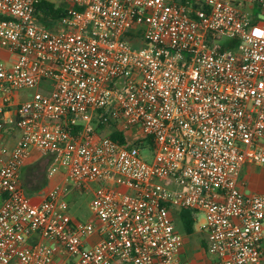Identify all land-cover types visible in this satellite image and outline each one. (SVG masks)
<instances>
[{
  "label": "built area",
  "instance_id": "1",
  "mask_svg": "<svg viewBox=\"0 0 264 264\" xmlns=\"http://www.w3.org/2000/svg\"><path fill=\"white\" fill-rule=\"evenodd\" d=\"M42 1L0 0L17 57L0 90L49 85L18 107L13 148L0 109V264H186L174 209L204 214L214 264H264V194L240 185L264 166V16L244 10L264 0H64L57 20ZM33 147L66 173L39 203L20 182ZM94 183L96 221L74 220L67 196Z\"/></svg>",
  "mask_w": 264,
  "mask_h": 264
},
{
  "label": "crops",
  "instance_id": "2",
  "mask_svg": "<svg viewBox=\"0 0 264 264\" xmlns=\"http://www.w3.org/2000/svg\"><path fill=\"white\" fill-rule=\"evenodd\" d=\"M50 26L51 29H55V30L60 29V27L57 25H50ZM0 56L3 58V60H5V62L8 65L13 64L17 59L15 55L11 54L9 51L4 49L0 50ZM42 86L41 87L44 90H46L47 88L49 89L48 84ZM31 98L26 95L23 96L18 90H12L9 88H6L5 90H0V109L2 111V116L6 119V127L3 135V143H5L9 148L15 147L21 138V131L14 125V123H12V120L16 119L18 116L17 115L18 107L22 103L29 101ZM104 131L107 132L106 134L109 133L107 129H104ZM102 135L105 134L102 133ZM50 163H51V157L49 155H43L41 152L38 151V149L34 147L30 149L29 154L25 159V165L21 171L20 182L21 185L24 187L25 191L27 192L28 196L34 203H39L51 188H53L56 185H60L66 181V173L63 170L59 171L53 177H49L48 169L50 167ZM248 165L251 166L253 164H248ZM256 166L261 168L260 172L255 171L251 167H247L245 171L244 168L246 166H244L243 168L244 172L242 171L241 174L242 177H240V185L245 193L264 194V166H259V165ZM40 167H43L44 173H38V169ZM94 184L98 186L97 183ZM89 189H91V186L87 190ZM95 190L96 189L94 188L92 189L93 195ZM80 191L82 190L75 189L67 196V199L69 200L70 204L76 199V195ZM93 221L94 222L96 221L95 217ZM194 230H196L195 226H194ZM185 238L186 237H184V243L180 253L182 257L183 255L186 254L187 250L185 249V246L186 244L189 243L188 241L185 240ZM99 239H100V234L95 233L90 237L89 240L90 242L95 243ZM206 243H207V239H206ZM207 250H208V243H207ZM196 256L201 257V252H197ZM198 264H203V263L199 262Z\"/></svg>",
  "mask_w": 264,
  "mask_h": 264
},
{
  "label": "rangeland",
  "instance_id": "3",
  "mask_svg": "<svg viewBox=\"0 0 264 264\" xmlns=\"http://www.w3.org/2000/svg\"><path fill=\"white\" fill-rule=\"evenodd\" d=\"M47 1L52 3L56 8L61 7L63 10H66L69 7V4L64 0H47ZM253 9L254 8L252 7V5L246 4L244 6V10L249 12L252 17H254L256 13L261 15V17L264 16V8L256 7L254 9L255 11H253ZM39 14H40L39 17H41L42 19L45 18V15L41 11H39ZM42 87H40L39 89H24V90H18V91H20V93L23 96L26 95V96L31 98L36 93L37 90L45 91ZM95 124L97 125V130H99V133H101V134L107 133L104 131V128L100 129L98 127L99 125L97 124V122ZM137 145L141 148L143 146V145L142 146L139 145V142ZM142 157L145 161L152 162V160L154 159V151L147 149V150L142 152ZM247 167H251L252 169H254L255 171H258V172L261 171V168L256 166V165H251V166L246 165V167L244 168V171L247 169ZM38 173H44L43 167H40L38 169ZM93 188L97 189L98 186L96 184H92L91 189L82 190V191L78 192V194L76 195V199L70 204V212L69 213H70L71 218H73L74 220H78V221L83 222V223H88V222L93 221L94 216H93L91 208H90V203L94 197L93 191H92ZM179 211L180 210H178V209L173 210V215L175 216V225H176L177 229H179L180 234L183 237H186L185 240L189 242L185 246V249L187 251H186V254L183 255L182 258L185 260L186 264H198L199 262H202L203 264H213L216 261V259L207 250L206 233L199 230L200 224H202V222L204 221V214L201 212H199L197 214V216H196L197 222L195 224L196 230H195L193 235L188 236L187 233L183 230L182 224L178 219ZM86 248H90V246H87ZM197 252H201V257L196 256Z\"/></svg>",
  "mask_w": 264,
  "mask_h": 264
},
{
  "label": "trees",
  "instance_id": "4",
  "mask_svg": "<svg viewBox=\"0 0 264 264\" xmlns=\"http://www.w3.org/2000/svg\"><path fill=\"white\" fill-rule=\"evenodd\" d=\"M38 11H41L45 15V19H54L57 20L59 19L65 12L61 7H55L52 3H50L47 0H43L41 4L38 6ZM100 129L103 127L101 125L98 126ZM112 132L110 134V137L113 138L114 140H118L120 142H123L125 139V136L123 133L118 132L111 128ZM149 143H153L152 139L148 140ZM138 144V143H137ZM139 145H141L139 143ZM143 147V146H142ZM198 212L190 210V209H181L178 218L187 233V235H192L194 233V226L196 224V216Z\"/></svg>",
  "mask_w": 264,
  "mask_h": 264
}]
</instances>
